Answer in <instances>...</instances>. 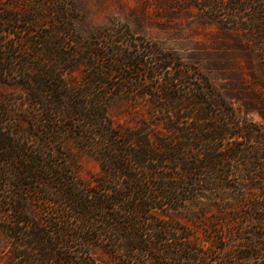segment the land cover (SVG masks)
Returning <instances> with one entry per match:
<instances>
[{"label": "trees", "instance_id": "trees-1", "mask_svg": "<svg viewBox=\"0 0 264 264\" xmlns=\"http://www.w3.org/2000/svg\"><path fill=\"white\" fill-rule=\"evenodd\" d=\"M204 1L205 9L222 8L232 17L240 6H247L245 0ZM31 2L9 0L2 8L0 1V35L18 38L0 39V78L12 71V60L3 55L6 50L20 45L22 51L35 52L34 59L42 51L49 53L32 64L18 57L25 76L21 86L34 106L52 114L55 110L46 98L54 96L57 107L63 109V122H69L73 130L68 135L91 147L100 172L91 190L80 184L73 192L51 191L43 202L56 208L38 216L30 210L28 193L21 189L23 180L36 178L27 184L30 190L37 184L47 187L45 176L62 174L50 173L37 150L28 146L30 140L40 139L31 129L0 126V180L4 188L17 189L0 194V229L9 243L5 264H103L93 257L94 247H100L113 264H222L218 255L226 252L229 264H264V189L257 201L252 199L249 169V159L264 156L252 154L248 143L263 131L241 122L221 92L177 52L144 39L115 41L107 29L99 28L92 36L91 82L87 87L86 83L68 85L60 66L70 56L59 50L66 45L59 32L71 22L53 17L39 26L41 20L30 16L26 8ZM56 5L51 10L59 14ZM44 6L38 3L37 11ZM47 27L50 30L39 32ZM25 35L44 40L29 41ZM130 72L150 81L160 79L158 84L145 81L138 87L149 95L147 115L160 117L161 129L153 130L146 119L135 127L114 124L108 118L111 95L106 90L108 82L102 79L115 73L130 79ZM43 75L46 78L39 81ZM90 91L91 102L82 100ZM67 131L51 130L48 139ZM258 159L255 164L263 168L264 162ZM4 164L21 171L7 173L1 168ZM262 171L260 178H264ZM227 188L234 191L230 194L240 206L229 220L225 215L233 202L222 203L229 194ZM201 197L221 210L210 222L203 223L206 202ZM193 204L198 209H190ZM176 213L188 216L192 224H180ZM251 218L257 220L256 232L244 225ZM230 219L234 243L228 248L223 227Z\"/></svg>", "mask_w": 264, "mask_h": 264}, {"label": "rangeland", "instance_id": "rangeland-1", "mask_svg": "<svg viewBox=\"0 0 264 264\" xmlns=\"http://www.w3.org/2000/svg\"><path fill=\"white\" fill-rule=\"evenodd\" d=\"M0 1L3 8L9 0ZM220 1L223 4L228 0ZM40 2L46 3L47 6L41 7V11L38 12ZM50 2H54L57 8H60L59 14L52 12L51 7L54 3ZM243 3L247 6L244 9L240 6L236 17L230 16L228 11L222 8H218L216 12L205 9L204 0H33L26 8L32 14L30 16L41 20L39 26L44 20H50L53 17L62 20L65 18L67 22H71L72 26L59 32V36L66 42V45L60 47L59 50L70 56V60L60 66V71L64 74L65 82L71 86L84 83L86 86L91 82L92 36L97 34L99 28L100 30L107 29L115 41L137 39L138 42L139 39H144L156 42L166 50L177 52L185 63L191 64L205 75L221 92L234 107L241 122L245 121V123L254 125L257 128L256 131H263L262 136L257 135L248 142L252 154L259 157L264 156V0H245ZM213 4H217V1ZM260 7L262 11L257 13V10H261ZM47 30L50 28L39 29V32ZM13 36L1 34L0 39L14 38L17 41V36ZM26 36L29 41L44 40L34 35ZM17 50L11 48L3 52L5 57L12 60L9 66L12 71H8L5 78H0V126L11 130L31 129L29 131L40 136V139L30 140L28 146L37 150L42 164L47 166L46 169L50 173L52 170H57L62 174L49 177L44 175L49 185L45 187V185L37 184V188L30 190L27 184L36 182V178L30 177L23 180L25 185H22L21 189L31 198L30 210L42 216L56 208L50 203L43 202V198L46 199V196L52 195L51 191L53 193L73 192L72 188L80 184L91 190V184L100 172V162L91 153V147H85L82 139L78 137L74 139L68 135L73 134V130L67 126L69 122H63L61 117L63 109L57 107L58 103L53 95H47L46 100L50 104L49 107L55 110L54 114L47 108L43 110L39 105L34 106L30 94L21 86L25 76L21 71L22 67L19 65L18 57L22 55L32 64L38 58L48 57L49 53L42 51L34 59L35 52L22 51L20 45ZM130 73V79H124L119 73L102 79L108 82L106 90L109 92L108 95H111L107 108L108 118L112 119L114 124L135 127L141 125L146 119L153 130L161 129L163 124L159 122L160 117L150 118L147 115L149 95H143L145 88L138 87L140 82H149L150 79L136 75L135 72ZM45 78L44 75L38 76L39 81ZM159 82L160 79H153L150 84ZM87 91H89L88 88ZM82 100L91 102V91L89 97L86 96ZM66 128L70 130L66 134H59L55 140L48 139L51 137L49 134L51 130L64 131ZM74 131L79 132L78 125L74 124ZM74 135L78 134L74 133ZM255 159L258 158L249 159L251 160L249 169L252 178L250 195L257 201L264 189V178H260L261 170L264 173V167L260 168L259 164H255ZM258 160L264 162V157ZM1 168L7 173L21 171L20 169L15 170L17 168L9 164L1 165ZM233 181L232 179L231 183ZM4 186L0 180V194L7 189L9 192L17 191V189L4 188ZM18 189L20 191L19 187ZM228 190L227 188L225 192ZM230 192L224 196L226 199L223 202L221 199L216 201L226 203L230 200L233 202L225 215L228 220L240 209L239 202L233 199ZM201 198L206 202V206H203L205 209L203 223L210 222L215 213H220L221 210L209 203L206 198ZM190 209H198V206L193 204ZM175 217L180 224L185 226L192 224L190 218L184 214L176 213ZM232 223L231 220L229 224H223L228 248L234 243L229 232ZM244 225L251 228L252 232L258 230L256 218L249 219ZM252 241L258 245L259 239L254 237ZM8 251L9 243L0 229V264L6 263ZM92 254L103 264H113L100 247L92 248ZM218 256L222 264H229L231 259L227 256V252Z\"/></svg>", "mask_w": 264, "mask_h": 264}]
</instances>
